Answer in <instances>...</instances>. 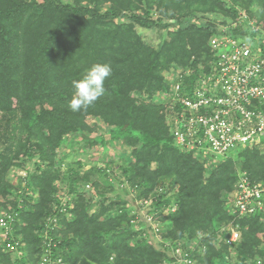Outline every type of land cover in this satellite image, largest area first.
<instances>
[{"label": "trees", "instance_id": "16d2710c", "mask_svg": "<svg viewBox=\"0 0 264 264\" xmlns=\"http://www.w3.org/2000/svg\"><path fill=\"white\" fill-rule=\"evenodd\" d=\"M240 13L247 19L233 35L260 41L264 58V37L248 26L264 25V0H0V208L16 215L13 239L25 252L16 258L0 242V264H38L49 239L63 264H171L166 244L156 248L137 219L145 200L171 244L205 235L195 263L228 264L232 252L237 264H264V218L234 220L226 209L238 168L264 181V150L246 148L207 169L175 147L164 107L140 99L168 89L170 67L196 72L190 81L209 70L210 39ZM138 28L163 39L152 47ZM74 142L84 156L119 143L131 152L119 157L118 174L114 163L92 161L62 173L58 152ZM17 171L26 176L13 184ZM119 184L130 203L108 198ZM231 223L241 237L229 247L223 228Z\"/></svg>", "mask_w": 264, "mask_h": 264}, {"label": "built area", "instance_id": "2783aa9c", "mask_svg": "<svg viewBox=\"0 0 264 264\" xmlns=\"http://www.w3.org/2000/svg\"><path fill=\"white\" fill-rule=\"evenodd\" d=\"M245 19L247 15L240 13L238 21L219 26V35L209 41L213 57L209 70L201 66L194 79L196 72L191 69L171 68L164 76L168 89L158 93L175 147L192 154L207 169L243 149L264 150V58L259 49L261 42L252 45L233 35ZM248 26L260 31L264 37V25L256 27L249 21ZM191 76L193 79L190 81ZM231 153L233 155L229 156ZM150 205L151 200L139 203L141 209L137 212V219L141 220L139 213L145 211V221L142 222L157 236L161 228L155 214L149 212ZM226 209L234 220L264 218V181L252 182L247 172L238 168L234 191L227 199ZM170 211L174 213L176 205H171ZM15 216L9 212L0 215V242L6 253L21 258L25 255L22 250L24 244L13 239ZM52 223L55 220L49 219L47 227ZM223 231L229 234L225 241L229 247L240 241V232L233 223ZM54 247L49 239L38 264H63L61 258L52 257L51 249ZM166 247L169 246L166 244ZM195 247L191 245L185 252L178 253L176 245V250L172 249L171 264H196L192 258ZM256 264H261V261Z\"/></svg>", "mask_w": 264, "mask_h": 264}, {"label": "rangeland", "instance_id": "374dc122", "mask_svg": "<svg viewBox=\"0 0 264 264\" xmlns=\"http://www.w3.org/2000/svg\"><path fill=\"white\" fill-rule=\"evenodd\" d=\"M65 1L71 2L72 0H65ZM158 17H159V15L156 14L154 18L157 19ZM209 18L213 19L214 15H210ZM137 32L141 35L142 39L152 47H156L160 44V42L163 39L162 37H163V33H164V32H161L159 30H143V29H139V28L137 29ZM170 68H169V70L164 71L162 73L163 78L171 70ZM135 97L139 98L140 96L138 94H136ZM140 99H142V101H144V102H151L150 100H152L155 104H160L158 92L154 95V97L152 99H149V97L147 95H141ZM87 122L90 126H94L97 129L96 133H95L96 136H98V135L105 136L104 139H108V135L106 134L104 127L101 125V123H98L96 120H94L92 118L87 119ZM1 129L2 128L0 127V151L4 148V145L2 143L3 133H1L3 131ZM68 140L71 141L72 139L68 138ZM76 142L63 145V147H61L59 152H58L59 155H58L57 162H59V160H62V165L60 167L62 173H64L70 167H72L73 169H76L77 168L76 165L78 164L79 161L81 163L85 162L86 166L84 167V170H87L90 166V165H87V163H91V161H92V163L98 167L105 165V163H109V162L114 163L113 167H114V169H116L115 171L118 174V173H120V171L117 170V166H119L121 163V160L119 157L121 155H128L131 152V149L126 148L125 146H123L119 143V144L109 145L108 148H106V149L99 148V149L88 150L87 155L84 156V154L82 155V153H76L77 149L80 148V146L82 145V142H79V143H76ZM232 155H233V153H231L229 156H232ZM89 156H92L93 158H91ZM93 159H95V160L93 161ZM96 159L100 160V161H98L99 162L98 165L96 163V161H97ZM25 176H26V174L23 171H17V173L15 175H14V173H10V175H9V177L12 179L13 184L16 183L17 177H25ZM124 185L125 184L117 185L115 193H110V194L108 193V198L112 199V200H117L116 196H119L123 199V201L125 200L128 203H130V198H131L130 194L128 195V194L124 193V188L126 189V187H127V186L125 187ZM63 194H64L63 191H61L59 193V196L62 197ZM90 194L93 195L92 193H90ZM90 194L86 195V198L91 196ZM10 200H12V198H10ZM0 202H3V200L1 198H0ZM9 209H10V205H7L6 209L0 208V215L3 214L4 212H9L8 211ZM96 210H97V206H95L90 211V213L93 214ZM139 214H140V216H142L141 220L145 221V218H144L145 211L140 212ZM162 225L163 224L160 225V228H162V230H161V232H159L157 234V236L153 233L152 230L150 231L149 228L146 229V226L144 227V230L148 234V236L150 237V240H152V243L154 244V246L156 248L162 250L163 246L160 243V240L162 241V243L167 244L169 246L167 253L170 255L173 254L172 249L176 250L175 246H171L172 244L177 245V251H178V253H180L183 251L185 252L191 245L196 246L195 248H197L198 245L200 244V241L203 238H205L204 234H199L195 238V240L194 239L188 240V239L184 238L180 241H177V242H174L171 244L170 240L165 238V235L162 234V232L163 233L165 232L164 231V225L163 226ZM230 260H231V262L228 264H233L234 261H236V264H237L236 253L231 252ZM225 262H227L226 259H225L223 264H226Z\"/></svg>", "mask_w": 264, "mask_h": 264}]
</instances>
